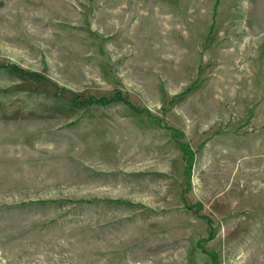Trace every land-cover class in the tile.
I'll list each match as a JSON object with an SVG mask.
<instances>
[{
  "label": "rangeland",
  "instance_id": "1",
  "mask_svg": "<svg viewBox=\"0 0 264 264\" xmlns=\"http://www.w3.org/2000/svg\"><path fill=\"white\" fill-rule=\"evenodd\" d=\"M0 264H264V0H0Z\"/></svg>",
  "mask_w": 264,
  "mask_h": 264
},
{
  "label": "trees",
  "instance_id": "2",
  "mask_svg": "<svg viewBox=\"0 0 264 264\" xmlns=\"http://www.w3.org/2000/svg\"><path fill=\"white\" fill-rule=\"evenodd\" d=\"M212 260H214V257L212 256ZM215 261V260H214Z\"/></svg>",
  "mask_w": 264,
  "mask_h": 264
}]
</instances>
